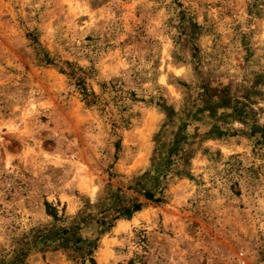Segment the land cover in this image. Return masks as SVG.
Segmentation results:
<instances>
[{"label":"rangeland","instance_id":"rangeland-1","mask_svg":"<svg viewBox=\"0 0 264 264\" xmlns=\"http://www.w3.org/2000/svg\"><path fill=\"white\" fill-rule=\"evenodd\" d=\"M0 264H264V0H0Z\"/></svg>","mask_w":264,"mask_h":264},{"label":"trees","instance_id":"trees-1","mask_svg":"<svg viewBox=\"0 0 264 264\" xmlns=\"http://www.w3.org/2000/svg\"><path fill=\"white\" fill-rule=\"evenodd\" d=\"M81 88H82V91H83L82 94L87 95V93L85 92V88L84 87H81ZM137 208H138V204L133 206L134 210L137 209Z\"/></svg>","mask_w":264,"mask_h":264}]
</instances>
